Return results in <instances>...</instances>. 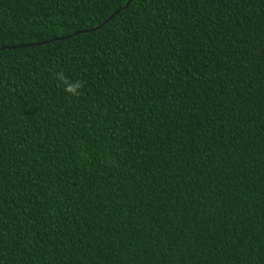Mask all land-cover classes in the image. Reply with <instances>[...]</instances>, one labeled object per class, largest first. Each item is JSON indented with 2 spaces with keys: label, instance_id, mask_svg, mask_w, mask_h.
<instances>
[{
  "label": "trees",
  "instance_id": "16d2710c",
  "mask_svg": "<svg viewBox=\"0 0 264 264\" xmlns=\"http://www.w3.org/2000/svg\"><path fill=\"white\" fill-rule=\"evenodd\" d=\"M127 1L0 0V264H264V0Z\"/></svg>",
  "mask_w": 264,
  "mask_h": 264
},
{
  "label": "clouds",
  "instance_id": "9594fccd",
  "mask_svg": "<svg viewBox=\"0 0 264 264\" xmlns=\"http://www.w3.org/2000/svg\"><path fill=\"white\" fill-rule=\"evenodd\" d=\"M60 79L64 82L65 84V92L71 94V95H78V89L81 87V85L79 84V82H77L76 84H71L70 82H68L63 75L61 74Z\"/></svg>",
  "mask_w": 264,
  "mask_h": 264
},
{
  "label": "water",
  "instance_id": "95a60500",
  "mask_svg": "<svg viewBox=\"0 0 264 264\" xmlns=\"http://www.w3.org/2000/svg\"><path fill=\"white\" fill-rule=\"evenodd\" d=\"M130 1V0H129ZM129 1H127V3L125 4V6L129 3ZM117 12H115V14H116ZM111 18V17H110ZM109 19H107L106 21H104L102 24H100L99 26H97L96 28H92L91 30H89V31H93V30H95V29H98V28H100L103 24H105L107 21H108ZM67 38V37H66ZM61 39H64V38H61ZM53 40H57V39H53ZM28 46H30V45H22L21 47H28ZM6 47H1L0 48V50H4ZM8 48H10V49H12V48H14V47H8Z\"/></svg>",
  "mask_w": 264,
  "mask_h": 264
}]
</instances>
